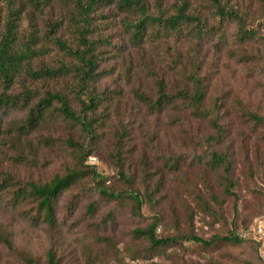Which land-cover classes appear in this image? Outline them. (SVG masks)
<instances>
[{
  "label": "rangeland",
  "instance_id": "rangeland-1",
  "mask_svg": "<svg viewBox=\"0 0 264 264\" xmlns=\"http://www.w3.org/2000/svg\"><path fill=\"white\" fill-rule=\"evenodd\" d=\"M185 1L187 14L200 19L202 31L182 25L170 35L151 28L136 45L131 37L136 13L116 5L98 10L91 38L97 41L103 75L95 84L101 93L97 112L85 114L95 120L91 135L65 118L55 103L45 123L18 141L14 136L27 109H0L3 176L18 185H44L69 170H82L67 144L71 140L91 152L84 166L100 176L103 189L134 192L142 202L136 214L130 199L103 198L88 175L55 201L50 226L34 223V202L14 204L13 189H7L0 194V233L12 250L0 244V264H46L48 252L57 264H264V0H220L241 24L222 21L206 0ZM15 2L22 10L19 42L28 41L30 20L36 29L34 48L41 54L29 67L73 64L52 39L75 48V28L68 20L74 0H42L40 10L30 0ZM144 3L150 16H172L182 1ZM6 15L7 5L0 0L1 23ZM194 78L204 94L205 117H197L182 100L160 110L148 104L158 97L157 81L167 94L191 93ZM19 80L12 94L21 92L24 81L38 98L59 92L71 111L82 115L69 77L33 80L23 75ZM213 155L224 163L212 162ZM224 168L231 195L224 192ZM153 222L157 238L240 234L243 242L204 248L181 240L151 253L148 242L133 231Z\"/></svg>",
  "mask_w": 264,
  "mask_h": 264
},
{
  "label": "trees",
  "instance_id": "trees-1",
  "mask_svg": "<svg viewBox=\"0 0 264 264\" xmlns=\"http://www.w3.org/2000/svg\"><path fill=\"white\" fill-rule=\"evenodd\" d=\"M16 0H4L7 5V15L5 21H0V109H27V117L24 124L17 129V134L14 136L18 141L21 137L27 136L29 133L39 129L44 123L46 114L54 110V104L60 105L61 114L71 122L79 125L80 129L91 135L93 133L94 119L87 120L85 114L89 113L91 117L95 115L98 105L101 101V93L95 88L96 82L102 77L103 72H99L97 41L91 38L92 26L96 13L103 7L116 5L123 12L136 13L137 19L132 22V39L134 44H139L142 37L149 29H156L163 34L179 33L181 26L193 25L202 31L203 25L200 19L187 14V2L181 0L182 3L175 7L174 15L167 16L163 12L157 16H150L148 7L145 5L146 0H74L72 14L68 20L73 23L74 34L76 35L75 48L68 47L59 39L54 38L53 41L61 51L73 59V64L65 66L60 64L59 68H40L32 70L29 67V62L38 57L40 50L34 48L36 38V29L32 21L29 23V39L24 43L18 40L19 21L22 10L16 7ZM210 3L222 21L232 19L238 24H241L237 14L224 11L220 0H206ZM34 10L42 8V0H30ZM159 12V11H158ZM157 12V13H158ZM55 26L52 25L50 33H54ZM33 80L41 79H59L69 77L73 83L72 93L80 103V112L82 115H77L67 106L63 96L59 92H46L42 98H38L34 91L27 87L24 81L21 82V92L14 95L12 89L15 83L20 82L22 76ZM158 97L154 102H148L151 108L160 110L164 104H170L175 100H182L186 105L194 110L197 117H205L207 113L202 110V102L204 94L201 90L200 82L194 78L192 92L177 91L174 94H167L162 81H157ZM256 120V116H252ZM215 126V123L213 122ZM2 137V128L0 121V140ZM69 147L74 149V158L77 160V165L83 168L82 170H69L62 177L54 176L49 183L44 185L24 184L18 185L9 176H3L0 172V194L7 189L12 188L11 199L14 204L24 203L31 200L36 205V214L31 219L34 223L44 221L48 225L54 223V205L58 197L74 185L78 180L85 176L91 175L92 179L97 182L96 189L99 195L105 199L116 201L130 199L133 202V212L140 213L141 200L134 192H117L111 189H103L99 182L100 176L93 170L84 166L85 161L91 155V152L85 150V146L75 144L71 140L67 141ZM212 162L217 164L224 163L221 157L213 155ZM228 168H224V180L226 195H231L232 184L227 178ZM18 186L14 189V186ZM157 224L153 222L145 229H137L133 231V236L137 239H144L148 242V252H153L158 249L177 244L181 240L192 241L204 248L216 247L220 244H241L243 242L240 234H229L224 237L212 236L205 240L193 235L173 237V238H157L155 235ZM0 244H4L10 251L12 250L11 243L0 233ZM32 263L31 261H26ZM46 264H57L53 253L46 254Z\"/></svg>",
  "mask_w": 264,
  "mask_h": 264
}]
</instances>
